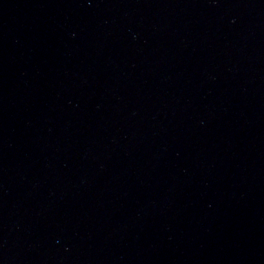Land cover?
<instances>
[{
    "label": "water",
    "instance_id": "obj_1",
    "mask_svg": "<svg viewBox=\"0 0 264 264\" xmlns=\"http://www.w3.org/2000/svg\"><path fill=\"white\" fill-rule=\"evenodd\" d=\"M0 264H264V0H0Z\"/></svg>",
    "mask_w": 264,
    "mask_h": 264
}]
</instances>
